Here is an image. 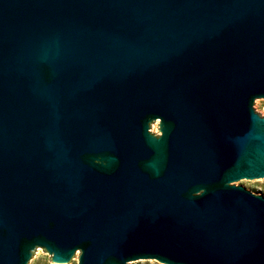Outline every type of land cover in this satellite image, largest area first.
I'll use <instances>...</instances> for the list:
<instances>
[{
    "label": "water",
    "instance_id": "obj_1",
    "mask_svg": "<svg viewBox=\"0 0 264 264\" xmlns=\"http://www.w3.org/2000/svg\"><path fill=\"white\" fill-rule=\"evenodd\" d=\"M264 0H0V264H264Z\"/></svg>",
    "mask_w": 264,
    "mask_h": 264
},
{
    "label": "rangeland",
    "instance_id": "obj_2",
    "mask_svg": "<svg viewBox=\"0 0 264 264\" xmlns=\"http://www.w3.org/2000/svg\"><path fill=\"white\" fill-rule=\"evenodd\" d=\"M260 113L262 115H264V104L262 105ZM246 188L247 189L255 188L257 190H260V191L264 192V182L254 184V185L248 186ZM51 257H52L51 254H49L46 250H43L40 253V255L38 256V258L36 259V261L34 262V264H54L52 262V258ZM75 264H79V259L77 260V262ZM140 264H155V263L144 261V262H142Z\"/></svg>",
    "mask_w": 264,
    "mask_h": 264
},
{
    "label": "bare ground",
    "instance_id": "obj_3",
    "mask_svg": "<svg viewBox=\"0 0 264 264\" xmlns=\"http://www.w3.org/2000/svg\"><path fill=\"white\" fill-rule=\"evenodd\" d=\"M54 264H60V263H54Z\"/></svg>",
    "mask_w": 264,
    "mask_h": 264
}]
</instances>
